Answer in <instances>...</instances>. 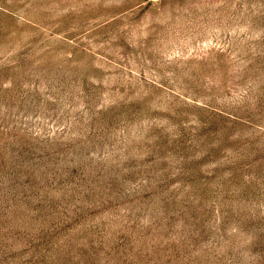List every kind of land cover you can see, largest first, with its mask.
Here are the masks:
<instances>
[{
    "label": "rangeland",
    "instance_id": "374dc122",
    "mask_svg": "<svg viewBox=\"0 0 264 264\" xmlns=\"http://www.w3.org/2000/svg\"><path fill=\"white\" fill-rule=\"evenodd\" d=\"M0 264H264V0H0Z\"/></svg>",
    "mask_w": 264,
    "mask_h": 264
}]
</instances>
